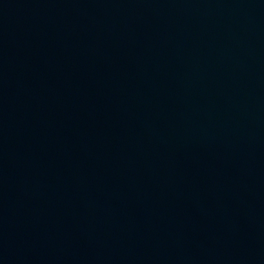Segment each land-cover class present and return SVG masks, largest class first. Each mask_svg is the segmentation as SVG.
<instances>
[{"label": "water", "instance_id": "1", "mask_svg": "<svg viewBox=\"0 0 264 264\" xmlns=\"http://www.w3.org/2000/svg\"><path fill=\"white\" fill-rule=\"evenodd\" d=\"M0 264H264V0H0Z\"/></svg>", "mask_w": 264, "mask_h": 264}]
</instances>
